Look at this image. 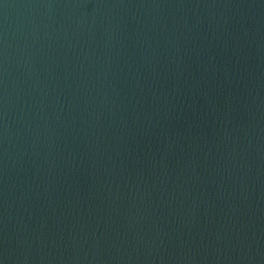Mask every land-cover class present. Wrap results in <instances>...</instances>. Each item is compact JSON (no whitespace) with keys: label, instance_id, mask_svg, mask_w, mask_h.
Here are the masks:
<instances>
[{"label":"water","instance_id":"water-1","mask_svg":"<svg viewBox=\"0 0 264 264\" xmlns=\"http://www.w3.org/2000/svg\"><path fill=\"white\" fill-rule=\"evenodd\" d=\"M0 264H264V0H0Z\"/></svg>","mask_w":264,"mask_h":264}]
</instances>
